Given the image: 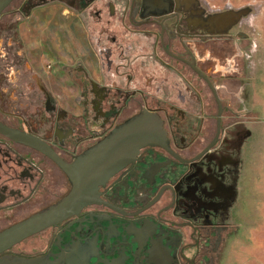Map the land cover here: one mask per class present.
I'll return each mask as SVG.
<instances>
[{"label":"flooded vegetation","instance_id":"af4514ba","mask_svg":"<svg viewBox=\"0 0 264 264\" xmlns=\"http://www.w3.org/2000/svg\"><path fill=\"white\" fill-rule=\"evenodd\" d=\"M50 4L67 6L66 19L74 10L84 32L42 39L31 17ZM213 13L199 0H12L0 12V232L62 202L73 190L66 168L140 114L157 116L164 134L105 181L98 170L88 197L0 258L225 264L243 228L253 116L250 54L237 46L242 69L203 65L227 53L218 41L246 39L236 25L218 33Z\"/></svg>","mask_w":264,"mask_h":264},{"label":"water","instance_id":"95a60500","mask_svg":"<svg viewBox=\"0 0 264 264\" xmlns=\"http://www.w3.org/2000/svg\"><path fill=\"white\" fill-rule=\"evenodd\" d=\"M11 1L0 0V12ZM250 11L249 6L239 9L230 8L223 12L210 14L209 19L211 21L217 20L219 23L223 22L226 29L218 32L222 34L236 25ZM147 124H150V127ZM163 135L159 118L148 113H142L129 123L115 129L109 138L95 146L87 155L80 156L74 165L66 168L73 182V190L69 196L48 211L34 215L0 232V253L9 250L12 246L62 218L63 213L69 208L78 204L84 197H88L92 189L96 188L100 182L95 180V174L98 170L102 173V180L105 181L111 172L122 163L123 157L135 152L143 143L162 139ZM43 261L42 257L14 255H6L0 258V264H46Z\"/></svg>","mask_w":264,"mask_h":264},{"label":"rangeland","instance_id":"374dc122","mask_svg":"<svg viewBox=\"0 0 264 264\" xmlns=\"http://www.w3.org/2000/svg\"><path fill=\"white\" fill-rule=\"evenodd\" d=\"M199 2L203 5L206 12H216V11H222L227 9H239L245 6H249L251 8L250 13L243 16L236 24L235 27V35H241L243 37H246V39L237 40L235 43V46H230L231 43L228 40H220L218 41L220 45L225 43L227 46L225 47L227 50V53L223 55L222 52L218 53V59L213 60L212 56H209V58L205 59L204 66L213 65L219 69H230L228 62H233V65L235 66V69H242L241 66L243 65V59L241 56L236 54L237 46H241V48L248 52L250 54L249 59H246L244 62L245 69H247L246 75L247 81L246 86L247 89H249L250 80L252 77V94L258 96V98L264 100V0H199ZM67 6L63 7L59 5H44L39 10L35 12V14L31 17L32 23H35L36 21L38 23H42V39L44 40H50L49 42H53L56 39L63 40L64 34L66 33L65 30L70 27V25H74L76 28V33L84 32V24L82 18L74 12V10H70V19H66ZM65 12L64 15L62 12ZM73 12L75 14H73ZM37 34H40L38 31L33 32V38H36ZM66 38V35H65ZM66 40V39H65ZM77 40V39H76ZM51 42V44H52ZM239 43V45H237ZM235 53V54H234ZM207 54V52H206ZM236 55V57H234ZM234 57L230 58L229 57ZM56 58L53 56H45L42 58V63L46 65V69H51L50 67L55 64ZM75 60V59H74ZM217 68V69H218ZM264 104V103H263ZM264 120V119H262ZM264 122V121H263ZM263 122L259 123V126H257V129L260 128L261 124H264ZM257 145L262 146V143H257ZM264 145V144H263ZM251 171L254 172V169L251 170L250 165L247 166L246 171V177H245V198L247 200V204L241 208V213L244 216L242 227L247 228L249 225L248 218L246 217L250 210H251V198L254 199V202L252 203V207L258 206V203H256L260 198V192L258 188H254V185L251 184L250 181V174ZM258 177V176H257ZM37 240V237H32L19 245L15 246V250H20L23 248L31 247L32 244H35V241ZM235 243L232 240L229 249L226 251V257L224 259L225 264H232V252L233 247Z\"/></svg>","mask_w":264,"mask_h":264},{"label":"crops","instance_id":"0c3cea01","mask_svg":"<svg viewBox=\"0 0 264 264\" xmlns=\"http://www.w3.org/2000/svg\"><path fill=\"white\" fill-rule=\"evenodd\" d=\"M249 107L252 110L253 122L251 124L252 141L250 147L248 164L251 170L250 181L254 188H258L260 198L253 206L254 199L251 198V210L246 216L249 225L242 228L233 241L235 243L232 252V264H264V100L259 99L257 94H252V77L248 89ZM264 123V122H263ZM262 143V146L257 143ZM258 176V177H257Z\"/></svg>","mask_w":264,"mask_h":264}]
</instances>
